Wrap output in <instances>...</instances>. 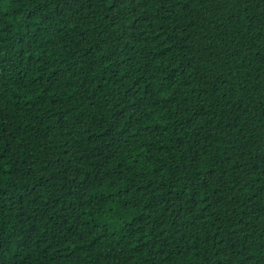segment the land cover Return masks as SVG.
<instances>
[{
  "label": "trees",
  "instance_id": "1",
  "mask_svg": "<svg viewBox=\"0 0 264 264\" xmlns=\"http://www.w3.org/2000/svg\"><path fill=\"white\" fill-rule=\"evenodd\" d=\"M0 264H264V0H0Z\"/></svg>",
  "mask_w": 264,
  "mask_h": 264
}]
</instances>
